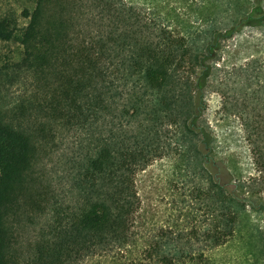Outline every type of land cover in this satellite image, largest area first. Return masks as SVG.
<instances>
[{
	"label": "trees",
	"instance_id": "16d2710c",
	"mask_svg": "<svg viewBox=\"0 0 264 264\" xmlns=\"http://www.w3.org/2000/svg\"><path fill=\"white\" fill-rule=\"evenodd\" d=\"M33 1L22 13L25 26L0 15V40L22 48L15 62L0 65V264H81L96 256H111L109 264H195L194 241L214 249L238 232L263 256L264 237L256 243L248 230L247 203L206 167L202 148L211 134L199 120L227 42L264 25V0L143 8L127 0ZM15 85L9 100L5 91ZM238 101L223 109L239 113L263 173L264 114L256 111L264 98L248 111ZM72 135L79 141L65 163L71 200L51 201L36 167ZM164 157L194 182L191 194L210 226L142 245L137 174ZM47 213L52 220L24 249L25 223Z\"/></svg>",
	"mask_w": 264,
	"mask_h": 264
},
{
	"label": "rangeland",
	"instance_id": "374dc122",
	"mask_svg": "<svg viewBox=\"0 0 264 264\" xmlns=\"http://www.w3.org/2000/svg\"><path fill=\"white\" fill-rule=\"evenodd\" d=\"M127 2L140 8L147 7L152 2H159L160 5L165 3L163 0ZM34 7L33 0H0V15L14 14L20 26H25L28 19L22 13L25 9L32 10ZM21 50L15 41L0 40V65L15 62ZM220 64L218 70L214 69L206 87V106L199 120L211 134L210 143L202 148L206 156L205 164L219 182L245 200L253 224L248 230L254 234L255 242L260 243V236L264 237V208L258 204L255 210L252 203L264 202V172H260L255 162L253 145L248 139L242 118L237 111H225L223 103L232 102L236 96L239 107L248 108V111L253 110L258 101L264 98V25L246 26L236 33L227 42ZM237 74H241V77H237ZM226 76L227 81L221 84ZM5 92L9 100L15 99L16 85L8 87ZM246 101L248 107L244 106ZM257 108L256 112L264 114L262 107ZM78 141V136H70L65 140L63 150L36 167L40 187L48 192L51 201L53 195L64 198L67 203L71 200V177L65 163L66 156L77 149ZM136 184L141 202L135 228L142 245L172 231L181 230L186 233L202 223L204 227L210 226L204 223L201 203L191 194L190 188L194 182L173 165L170 157L158 159L141 170L137 174ZM52 218L53 215L47 213L38 216L34 224L25 223L21 230L24 249L38 238ZM242 236L238 232L234 239L214 249L206 248L203 241H194V263L200 264L202 251L206 262L210 261L211 264H258L257 260L260 261L259 264H264V254L260 255L257 250L254 252L252 247L243 242ZM111 260V256H96L81 264H109Z\"/></svg>",
	"mask_w": 264,
	"mask_h": 264
}]
</instances>
